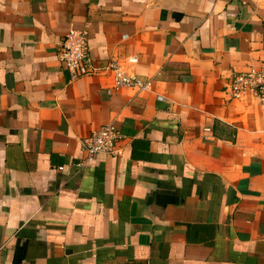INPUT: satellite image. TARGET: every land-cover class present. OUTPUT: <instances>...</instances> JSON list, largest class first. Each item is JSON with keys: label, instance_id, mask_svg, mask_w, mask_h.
Listing matches in <instances>:
<instances>
[{"label": "crops", "instance_id": "0c3cea01", "mask_svg": "<svg viewBox=\"0 0 264 264\" xmlns=\"http://www.w3.org/2000/svg\"><path fill=\"white\" fill-rule=\"evenodd\" d=\"M72 28L147 90L70 79ZM263 64L264 0H0V264H264V101L230 83Z\"/></svg>", "mask_w": 264, "mask_h": 264}, {"label": "built area", "instance_id": "2783aa9c", "mask_svg": "<svg viewBox=\"0 0 264 264\" xmlns=\"http://www.w3.org/2000/svg\"><path fill=\"white\" fill-rule=\"evenodd\" d=\"M57 57L67 70L70 79L84 76L107 74L111 78L113 88H132L138 92L148 88L147 82L135 73L126 72L116 61L109 59L96 62L87 48V31L69 29L57 51ZM129 63L136 62L134 57L128 58ZM233 95L251 92L259 101H264V64L257 71H249L234 75L231 78ZM124 135L111 123L101 125L80 141L82 157L76 164L79 167L89 165L94 157L100 154L112 155L118 151V145Z\"/></svg>", "mask_w": 264, "mask_h": 264}]
</instances>
